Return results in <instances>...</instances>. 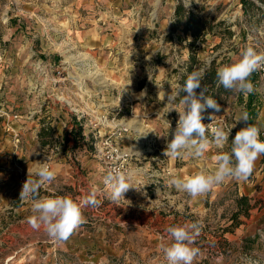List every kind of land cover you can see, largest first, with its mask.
Returning a JSON list of instances; mask_svg holds the SVG:
<instances>
[{
	"label": "rangeland",
	"instance_id": "1",
	"mask_svg": "<svg viewBox=\"0 0 264 264\" xmlns=\"http://www.w3.org/2000/svg\"><path fill=\"white\" fill-rule=\"evenodd\" d=\"M250 1L255 5L246 14L243 0H0V264H167L161 251L171 243L166 229L192 222L202 226L194 245L201 255L193 264H264L262 186L249 196L255 207L240 216L243 223L235 226L232 219L240 192H253L247 183L259 178L256 170L247 180L230 178L204 194L207 211L198 210L196 198L173 201L166 194L170 186L160 190L156 183L188 160L170 166L164 151L179 119V96L174 102L167 97L178 92L189 65L206 69L215 60L218 69L237 62L247 47L264 52V4ZM180 2L210 29L204 40L192 44L185 20L177 21ZM249 79L253 93L224 89L217 101L221 111L208 114L222 118L226 131L231 128L229 141L222 150L210 145L204 165L191 157L199 162L194 173L202 166L212 171V157L230 151L236 132L246 126L237 120L248 113L251 94L256 111L264 107V83L256 72ZM35 114L41 128H52V137L44 138L49 146L39 147L35 130L26 128ZM76 115L89 138L126 130L98 152L89 138L74 148L75 139L68 143L65 132ZM122 154H128L122 172L132 174V187L113 203L103 177ZM91 161L98 165L94 173ZM41 163L54 170L55 179L41 187L40 197L80 199L92 187L100 189V204L83 209L86 222L62 244L43 227L29 226L32 203L19 200L22 180Z\"/></svg>",
	"mask_w": 264,
	"mask_h": 264
},
{
	"label": "clouds",
	"instance_id": "2",
	"mask_svg": "<svg viewBox=\"0 0 264 264\" xmlns=\"http://www.w3.org/2000/svg\"><path fill=\"white\" fill-rule=\"evenodd\" d=\"M258 70H264V52L258 53L254 48L247 47L241 52V58L237 62L217 69L216 86H223L225 90L240 92L247 96L255 90L249 77ZM205 71L201 68L190 72L183 86L179 87V91L167 97L168 102H174L181 91L185 93L181 99L184 108L179 112L177 126L164 151L165 156L174 159L186 157L199 159L205 156L210 145L222 150L229 141L231 128L226 131L222 126L211 127V140L206 135L209 127L203 123L205 119L203 113L209 109L213 113L220 112L221 106L216 99L206 94L207 86L201 87ZM197 89H200L199 93ZM214 116L210 114L208 119L213 120ZM248 120V113L243 112L237 122L244 121L246 126L236 132L234 139L231 140L230 151H220L212 157L215 161V168L212 171L201 169L183 177L171 174L167 181L168 185L186 192L192 198H197L230 178L247 180L253 172L255 161L264 155V141L260 139V128L248 123ZM131 175L119 169H110L104 175L103 184L108 190L111 202L117 203L124 198V193L132 187L128 182ZM54 179V170L44 163H41L34 173L28 170V178L22 185L19 200H30L32 203L34 214L27 218L29 226L34 230L43 227L53 242L62 244L86 222L83 209L100 204L97 199L100 189L92 187L88 194L80 199H74L70 195L40 197L41 187ZM201 227L199 222H192L166 229L171 243L162 246L161 251L167 264H193L201 255L200 248L194 246Z\"/></svg>",
	"mask_w": 264,
	"mask_h": 264
},
{
	"label": "trees",
	"instance_id": "3",
	"mask_svg": "<svg viewBox=\"0 0 264 264\" xmlns=\"http://www.w3.org/2000/svg\"><path fill=\"white\" fill-rule=\"evenodd\" d=\"M261 1L264 4V0H261ZM252 5H255L254 2L250 0H243V9L246 14L249 13V7ZM257 7L261 9L260 6H257ZM175 16H176L177 21L185 20L186 22L185 30L191 31V34L194 38L192 41V44L194 43L196 39H200V38L203 39V36L208 32V30H210L204 25V22L200 18H198L196 14H194V12L187 9L184 6V4L181 2L176 7ZM191 60L193 62H197V58L194 55L191 56ZM193 70L194 69H193V63H192V65H189L188 72H192ZM205 70H206L205 76L202 81L201 87H203L204 85L207 86L208 92L206 94L209 96H212L214 99H216V101H218L220 99L221 92L224 90V88L223 86H220V87L216 86V71H217L216 61L212 60ZM186 78H187L186 74H183L181 76L180 81L182 85L184 84ZM183 93L184 92H181V96L176 98V103H178L181 100ZM254 99H255V95L251 94L249 96L247 109H248V115H249V123L255 125L254 117L256 116L257 111H256V108H254L253 106ZM74 119L78 120V116L76 115ZM82 128H83V125L79 124L77 127L73 126L72 129L70 130V135L75 139L74 144H73L74 148L79 146L78 143L82 141H86V137L83 134ZM51 130L52 128H50L49 126H43L40 129L38 136L43 145L49 146L51 140H44V138L47 136L52 137L50 135ZM89 144L95 150L92 143L89 142ZM236 202H237V209L233 213L232 219L236 221L235 226L236 225L239 226L243 223L240 220V216L243 214L248 217L250 215L251 210L255 207V204L251 202V198L246 194L239 196L236 199ZM225 231H228L227 228L225 229Z\"/></svg>",
	"mask_w": 264,
	"mask_h": 264
},
{
	"label": "crops",
	"instance_id": "4",
	"mask_svg": "<svg viewBox=\"0 0 264 264\" xmlns=\"http://www.w3.org/2000/svg\"><path fill=\"white\" fill-rule=\"evenodd\" d=\"M197 93H199V89H197ZM175 108L178 109V112H177L178 115H179V112L183 111L184 106L181 104V100L176 104ZM29 112H31V115H32L33 113H36V110L35 111H29ZM209 113H213L211 109L207 110L203 114H207L208 115ZM213 114H215V113H213ZM38 119H39V116L37 114L34 115L33 119H30V116H28V120H27L28 126L26 128L27 129L31 128L32 130H35L33 132V138H34L36 144L39 147L43 148V147H46L48 145H41L38 142V140H37L39 138L38 133H39V131L41 129V126L43 125L41 121L39 123H37ZM14 121L16 123H19V121H22V120H14ZM254 121H255V125L258 126L260 128V130H264V107L258 106L257 114H256V116L254 118ZM35 123H36L37 129L34 127ZM79 124L84 125L83 121H79L78 122V120L73 119V123L70 126V129L67 132H65V135L67 136L66 139H67L68 143L73 141V137L70 135V130L72 129L73 126L77 127ZM15 126L18 127L17 124H15ZM82 131H83V134L85 135L86 139L89 138V135H86V132L83 130V128H82ZM59 146H61V144ZM59 146H56L55 149H54V147H52L53 148L52 151H55V150L58 151L59 150ZM87 150H88L87 147H85L83 152H85ZM263 157H264V155L260 156V158H263ZM187 158H188L187 161H183L178 166L174 165L175 166L174 167V174L175 175H178L180 177L188 176V175L194 174V171L197 170L196 164H198L199 162L197 160H195V159H192L191 157H186L184 159H187ZM160 161H161L160 163H162V159H160ZM199 161H200L201 165H204V161L208 163L209 159H208V157L204 156L202 158H199ZM175 162H176V159L171 158V160L169 162V165L172 166L173 164H175ZM87 163H88L87 164L88 167L91 169V173H94V171L97 169L98 165L95 162H93V161L87 162ZM201 169H204V166H202ZM254 170H256V172L258 173L259 178L256 179L254 182L251 181L250 183H247V187L248 188H250L251 186H254L253 192H251L250 194L246 193V195H248L250 197H251V195L254 192L257 191L258 188H260V186H262L261 187L262 190H261L260 193L264 192V161H262V162L256 161L255 165H254ZM206 171H208V170H206ZM159 176H163V175L159 174ZM167 181L168 180H164L162 178L156 179V183H157L158 188L161 190L164 187V185L168 184ZM250 190H252V188H250ZM240 193L242 195V192H240ZM166 194L169 197H171V199H173V201L174 200L175 201L183 200L184 202H187L189 200V198H191L186 192L177 190L176 188H173L171 186H170V188H166ZM193 200H194V198H193ZM208 201H209L208 198H204V195H201L199 197V199L196 198L195 204H197L199 206L198 210L199 211H207V207H204L205 206L204 204H207Z\"/></svg>",
	"mask_w": 264,
	"mask_h": 264
},
{
	"label": "built area",
	"instance_id": "5",
	"mask_svg": "<svg viewBox=\"0 0 264 264\" xmlns=\"http://www.w3.org/2000/svg\"><path fill=\"white\" fill-rule=\"evenodd\" d=\"M260 80L264 83V70H258L255 71ZM182 86L181 84H177V88L179 89V87ZM203 116L205 117V119L203 120V123H205L206 125L208 124L209 127V132L206 134H211V127H216V126H226V122L221 118H213V120L208 119L209 115L207 114H203ZM108 116H105V119H107ZM126 130V128H120L118 130H113V132L111 134H106L105 138L99 139L97 135L95 134H91V137L88 139L92 145L94 146L95 150H97L96 152H98L99 147L102 144H110L114 141V139L112 138L114 135H122L123 132ZM174 132V131H173ZM260 139L262 141H264V130H260ZM115 152L117 153V148L111 149L108 152V155H115ZM128 154H122V155H118V158H116L115 160V164H110V168L111 169H119V170H126L127 164H128V160L129 158H127ZM26 180H22V184L25 182Z\"/></svg>",
	"mask_w": 264,
	"mask_h": 264
},
{
	"label": "water",
	"instance_id": "6",
	"mask_svg": "<svg viewBox=\"0 0 264 264\" xmlns=\"http://www.w3.org/2000/svg\"><path fill=\"white\" fill-rule=\"evenodd\" d=\"M178 91H179V89H178ZM182 92V91H181ZM181 92L179 93V95H177V96H179L180 97V95H181Z\"/></svg>",
	"mask_w": 264,
	"mask_h": 264
}]
</instances>
